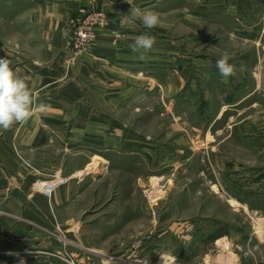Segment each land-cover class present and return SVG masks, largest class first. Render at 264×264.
<instances>
[{
    "label": "rangeland",
    "instance_id": "obj_1",
    "mask_svg": "<svg viewBox=\"0 0 264 264\" xmlns=\"http://www.w3.org/2000/svg\"><path fill=\"white\" fill-rule=\"evenodd\" d=\"M155 1L132 0L142 11L159 13L161 24L153 29L132 21L156 38L145 56L152 60L131 64L130 82H121L119 94H105L101 110L82 108L87 95L57 110L79 142L66 157L50 150L48 158L70 172L94 155L105 160L70 180L71 200L57 208L70 242L66 259L163 264L160 254L167 253L175 257L169 264H264V0H167L159 11L150 8ZM111 5L128 19L126 0H81L63 35L69 65L90 54L99 33L110 29ZM11 27L0 22V38L15 47L20 38ZM82 31L92 40L76 54ZM18 45L31 57L23 42ZM224 53L236 69L227 83L216 68ZM76 80L64 78L59 86ZM97 120L103 130L96 134ZM52 181L41 183L39 192L49 195L43 184Z\"/></svg>",
    "mask_w": 264,
    "mask_h": 264
},
{
    "label": "crops",
    "instance_id": "obj_2",
    "mask_svg": "<svg viewBox=\"0 0 264 264\" xmlns=\"http://www.w3.org/2000/svg\"><path fill=\"white\" fill-rule=\"evenodd\" d=\"M166 1L156 0L150 8L159 11V5ZM80 6L81 0H0V22L11 24L21 39L15 47H8L0 38V58H8L13 70L18 69L28 77L37 105H48L46 113L37 112L26 124L0 131V264H20L21 259L25 264H69L66 258H71V249L66 245L70 242L67 232H62L58 225L57 208L69 203L68 182L87 165L70 172L48 158L50 150L66 157V153L72 152V144L79 142L78 131L66 128L67 120L57 110L73 107L82 101V95L89 96L81 103L82 108L101 110L98 103L103 102L105 94H119L121 82H130L131 64L152 60H140L138 53L129 47L136 36L145 33L123 16L121 7L111 5L110 29L99 33L90 54L70 61L69 65L62 53L63 35L68 29V19ZM20 41L31 50V57L27 58L23 46L20 49ZM166 51H162L163 56ZM64 78H77V82L59 86ZM41 94L46 97L40 98ZM55 95L60 97L53 100ZM247 98L235 103L239 105ZM223 106L220 110L225 112ZM92 124L96 125V134L103 130L100 120ZM94 156L104 159L103 154ZM50 178L56 183L64 179V184L58 183L49 195L39 192V185Z\"/></svg>",
    "mask_w": 264,
    "mask_h": 264
},
{
    "label": "clouds",
    "instance_id": "obj_3",
    "mask_svg": "<svg viewBox=\"0 0 264 264\" xmlns=\"http://www.w3.org/2000/svg\"><path fill=\"white\" fill-rule=\"evenodd\" d=\"M132 5V0H126ZM139 19L146 29H153L160 26L161 19L159 13L152 10H141L132 5L128 14L129 22ZM123 26V23L122 25ZM156 43V38L148 34H141L134 38L129 45L133 52L140 53L139 59L144 60L145 54L152 51ZM231 57L224 53L217 61L216 68L223 82L227 83L228 78L236 75L235 66L229 63ZM8 58H0V130L8 131L16 124H26L37 112L44 114L48 105L44 103L36 104L31 88L28 84V77L13 70ZM18 255V254H17ZM163 264L175 260L167 253L160 254ZM20 264H25L20 260Z\"/></svg>",
    "mask_w": 264,
    "mask_h": 264
},
{
    "label": "bare ground",
    "instance_id": "obj_4",
    "mask_svg": "<svg viewBox=\"0 0 264 264\" xmlns=\"http://www.w3.org/2000/svg\"><path fill=\"white\" fill-rule=\"evenodd\" d=\"M105 160L103 159V158H99V157H95L94 159H92V162L90 163V164H88L83 170H79V171H77L76 172V174H74V175H72L71 176V179H74V178H80V177H82V176H84V175H88V174H90L93 170H95L98 166H97V162H104ZM105 164V163H104ZM97 166V167H96ZM93 173V172H92ZM59 180H61V179H59ZM153 181H154V179H153ZM152 181V182H153ZM55 182L53 181V183H52V185H55L54 184ZM155 184V183H154ZM39 187H40V185H39ZM49 187V188H48ZM48 187H46L47 189H49V190H51L53 187H51V185L50 186H48ZM37 188V187H36ZM45 188V189H46ZM150 200H152V198L150 199ZM231 204H235L236 202L234 201V200H230L229 201ZM229 203V204H230ZM237 205V204H236ZM235 206V205H234ZM224 241V240H223Z\"/></svg>",
    "mask_w": 264,
    "mask_h": 264
},
{
    "label": "built area",
    "instance_id": "obj_5",
    "mask_svg": "<svg viewBox=\"0 0 264 264\" xmlns=\"http://www.w3.org/2000/svg\"><path fill=\"white\" fill-rule=\"evenodd\" d=\"M92 19V18H91ZM87 32L86 31H82L78 33V38H77V43H75L73 45V47L77 50L75 53L79 54L81 51H83V47L90 42L92 39L87 37ZM92 38H93V34H92ZM88 45V44H87ZM60 182V181H59ZM54 183L55 185H52L53 182H50L48 185L47 184H43L44 187H48L51 185V187L55 188L58 183ZM64 183V181H63ZM60 184V183H59ZM49 188V187H48ZM48 192H51V190H48Z\"/></svg>",
    "mask_w": 264,
    "mask_h": 264
}]
</instances>
